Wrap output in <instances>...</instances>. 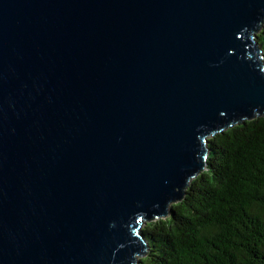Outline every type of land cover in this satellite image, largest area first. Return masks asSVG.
<instances>
[{"label": "water", "instance_id": "water-1", "mask_svg": "<svg viewBox=\"0 0 264 264\" xmlns=\"http://www.w3.org/2000/svg\"><path fill=\"white\" fill-rule=\"evenodd\" d=\"M264 0H0V264H138L143 228L264 115Z\"/></svg>", "mask_w": 264, "mask_h": 264}, {"label": "trees", "instance_id": "trees-1", "mask_svg": "<svg viewBox=\"0 0 264 264\" xmlns=\"http://www.w3.org/2000/svg\"><path fill=\"white\" fill-rule=\"evenodd\" d=\"M264 55V24L257 33ZM206 169L143 228L138 264H264V115L211 136Z\"/></svg>", "mask_w": 264, "mask_h": 264}]
</instances>
